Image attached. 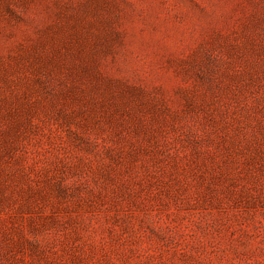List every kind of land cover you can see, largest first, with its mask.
I'll return each mask as SVG.
<instances>
[{
    "label": "rangeland",
    "instance_id": "obj_1",
    "mask_svg": "<svg viewBox=\"0 0 264 264\" xmlns=\"http://www.w3.org/2000/svg\"><path fill=\"white\" fill-rule=\"evenodd\" d=\"M0 264H264V0H0Z\"/></svg>",
    "mask_w": 264,
    "mask_h": 264
}]
</instances>
